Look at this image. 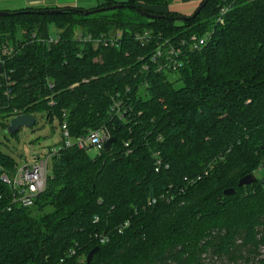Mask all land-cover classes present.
<instances>
[{
	"label": "trees",
	"instance_id": "1",
	"mask_svg": "<svg viewBox=\"0 0 264 264\" xmlns=\"http://www.w3.org/2000/svg\"><path fill=\"white\" fill-rule=\"evenodd\" d=\"M175 1L0 17V46L25 44L5 66L15 85L9 96L0 88L2 132L30 115L65 124L75 140L58 147L32 208L8 211L0 180V264H264V177L238 187L264 166V0H210L185 22L164 10ZM77 31L120 38L96 48ZM194 35L206 44L177 72H143L158 43ZM49 37L59 42L37 41ZM101 130L115 143L91 157L76 142ZM17 165L0 148V173Z\"/></svg>",
	"mask_w": 264,
	"mask_h": 264
},
{
	"label": "built area",
	"instance_id": "2",
	"mask_svg": "<svg viewBox=\"0 0 264 264\" xmlns=\"http://www.w3.org/2000/svg\"><path fill=\"white\" fill-rule=\"evenodd\" d=\"M227 12V8L221 10L220 17L218 18L220 24L224 23L223 17ZM36 38L35 34L31 35V39L36 40ZM119 38L120 36H117V38L107 41L104 38L94 39L92 36L80 34L77 40L81 44H93L98 48L102 43L117 46ZM151 38L152 36L145 34L143 36H138L136 39L141 42H148ZM206 40V37L199 38L194 35L189 39H182L176 43L171 40L161 41L158 43L154 52L149 56L150 63L143 65L142 70L143 72L151 73L150 68L153 67L155 73H175L183 66L184 58H187V53L201 50L203 46H205ZM37 41L50 46L57 44L59 38L49 37L48 39H37ZM24 47L25 44L19 41L15 45L2 44L0 46V88H4L6 96L10 95V87L15 85V82L12 81L5 69L6 63L17 56ZM53 103L52 101L51 104ZM120 108V103L117 102L114 106V110L117 109L119 113ZM16 113L17 111L15 110L14 114ZM16 116H19V114L14 115L12 118ZM61 131L65 146H71L73 143L69 142L70 136L65 124L62 126ZM110 138V133L108 131H91L86 137L79 139L76 144L80 148L91 146L100 151L104 150V143ZM58 151L59 148L53 149L46 157L35 158L32 162L26 161L25 163L18 164L11 172L1 171L0 180L11 190V203L8 207V211H11L13 208L30 209L35 205L37 197L43 193L46 188L51 160ZM161 166H163L162 161L157 159V172ZM258 171L263 172L264 166ZM185 180L187 181L188 179L186 178ZM153 203H155V201H153Z\"/></svg>",
	"mask_w": 264,
	"mask_h": 264
},
{
	"label": "rangeland",
	"instance_id": "3",
	"mask_svg": "<svg viewBox=\"0 0 264 264\" xmlns=\"http://www.w3.org/2000/svg\"><path fill=\"white\" fill-rule=\"evenodd\" d=\"M126 1L127 0H124V2ZM164 10H167V8H164ZM186 11L187 15H183L184 17H191L193 15L192 13L196 12L194 11V7L189 8ZM177 24H180V22H177ZM53 33H56V31L53 30ZM76 34V36H79L80 32L77 31ZM75 41H78L76 37ZM170 79L174 82L176 77L172 76ZM180 86V83H176V87ZM6 135L7 134L2 132L0 128V148L14 156L17 159L18 164L25 163L26 161L32 162L38 157H46L51 150L57 149L60 144L64 142L61 127L58 125V123L55 121L51 125L44 118L38 119L37 124L33 129H22L19 132L18 138H12L9 135ZM69 142L75 143V140L69 139ZM6 146H8V149ZM98 152L99 150L94 147L89 149V155L91 157H95ZM19 156H22V158H19ZM255 177L259 179L263 178L264 171L255 172Z\"/></svg>",
	"mask_w": 264,
	"mask_h": 264
},
{
	"label": "crops",
	"instance_id": "4",
	"mask_svg": "<svg viewBox=\"0 0 264 264\" xmlns=\"http://www.w3.org/2000/svg\"><path fill=\"white\" fill-rule=\"evenodd\" d=\"M117 3L124 0H112ZM204 0H176L167 7V11L187 15L189 8L194 7L196 11ZM106 0H0V12H15L23 10H64L79 9L84 11L96 10ZM193 11V12H194ZM195 13V12H194ZM192 13V14H194ZM191 14V15H192ZM189 15V16H191ZM184 17V16H183Z\"/></svg>",
	"mask_w": 264,
	"mask_h": 264
},
{
	"label": "water",
	"instance_id": "5",
	"mask_svg": "<svg viewBox=\"0 0 264 264\" xmlns=\"http://www.w3.org/2000/svg\"><path fill=\"white\" fill-rule=\"evenodd\" d=\"M210 0H204L203 3L199 6V8L196 10L195 14H193L191 17H181V21L185 22L189 19H193L200 11L202 8H204L206 6V4L209 2ZM120 5H115L112 6L111 10H115L117 8H120ZM105 9L104 8H100V9H96V10H91V11H84V10H78L77 12H81L83 15L86 16H90V15H94L96 13H101L103 12ZM66 12V10H47V11H42V12H38L41 15H61L64 14ZM138 12L148 16L149 18L152 19H164V16H157V15H153V14H147V13H143L141 11L138 10ZM11 15L10 13L7 12H0V17H7ZM37 124V119L33 116L30 115H19L16 116L14 118H12L9 122V125L5 131V133L9 136H13L18 134L22 129H33ZM115 143V139L114 138H110L109 140H107L104 143L103 149L105 152H109L112 148V145ZM257 178L255 177V175H248L244 178H242L239 183H238V187L242 188V187H247L250 186L252 184H254L256 182ZM235 194V190L234 189H228L224 192L225 196H232ZM97 249L93 250L92 252H90V254L87 257V262L89 263L92 256L96 253Z\"/></svg>",
	"mask_w": 264,
	"mask_h": 264
}]
</instances>
